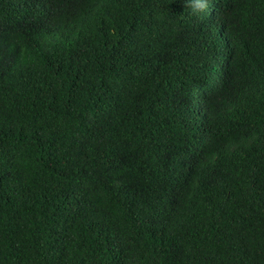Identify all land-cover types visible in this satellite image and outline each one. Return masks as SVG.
Masks as SVG:
<instances>
[{
  "label": "trees",
  "instance_id": "16d2710c",
  "mask_svg": "<svg viewBox=\"0 0 264 264\" xmlns=\"http://www.w3.org/2000/svg\"><path fill=\"white\" fill-rule=\"evenodd\" d=\"M0 264H264V0H0Z\"/></svg>",
  "mask_w": 264,
  "mask_h": 264
},
{
  "label": "clouds",
  "instance_id": "9594fccd",
  "mask_svg": "<svg viewBox=\"0 0 264 264\" xmlns=\"http://www.w3.org/2000/svg\"><path fill=\"white\" fill-rule=\"evenodd\" d=\"M186 4L193 12H195L206 7V0H186Z\"/></svg>",
  "mask_w": 264,
  "mask_h": 264
}]
</instances>
